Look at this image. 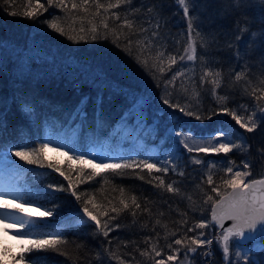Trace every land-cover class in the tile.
I'll return each mask as SVG.
<instances>
[{"label":"snow or ice","instance_id":"1","mask_svg":"<svg viewBox=\"0 0 264 264\" xmlns=\"http://www.w3.org/2000/svg\"><path fill=\"white\" fill-rule=\"evenodd\" d=\"M133 3L134 0H107L106 3L102 0H46L48 7L60 9L63 15H54L52 19L44 23L49 29L65 36L74 44L91 43L99 39L115 37L111 39V42L129 56L133 55L135 46L136 63L152 75L156 87L160 89L162 105L174 110L169 115L179 112L186 117L203 122L222 114L230 117L235 125L243 130V133L252 134L258 130L264 132V81H261L258 86H253L250 81L244 82L243 93L250 98L247 105L230 101L228 95H221L216 91L221 87L219 79L221 72L202 62L205 67L199 75L198 86L203 87L208 83L213 85L212 95L215 98V107H204L198 96L194 97L190 94L188 85L197 87V80L195 68L188 67V62L194 63L198 58L196 42L192 39L194 20L190 18V10L192 13H199L201 0H178L183 15L187 18L188 29L187 47L183 49V54L178 55L166 54L165 51L160 50L166 37L161 34L159 23L151 26L149 20V27L141 25L138 30H135L136 19L129 17L139 14L140 7L133 9L124 18L114 11L122 6L131 7ZM229 4L237 7L226 9V12L258 9L260 19L264 22V0H229ZM0 6L10 9L13 6V0H2ZM48 7L45 3H41V0H35V3L33 0H27V10L23 13L10 10L8 14L13 17L22 15L26 19L38 21V17L48 11ZM147 12L152 13L153 8L148 7ZM196 35L201 34L197 32ZM141 36H144L143 40L139 39ZM201 42L207 43L205 37H201ZM250 45L256 49L264 48V30L259 34L250 33ZM46 57L47 53L42 47L31 50L27 42L19 45L0 39V70L5 67H9V70L18 69L20 76L24 78L18 77L16 82L22 85L34 79V70L37 76L47 74L44 69L52 65L44 63ZM5 59L8 61L7 65L3 63ZM38 60L41 61L40 64H37ZM261 63L264 64V60ZM178 65L180 67H176ZM167 73L171 75L168 76ZM56 74L70 77L76 89L80 88L81 83L87 82L122 96L126 107L117 127L111 131V136L115 142H118L120 137L128 132L129 136L126 140L132 143L135 138L133 134L140 130L144 112L151 108L152 96L147 89L125 91L117 81L109 80L103 71L86 63L74 62L72 59L57 67ZM244 76L243 71L236 72L235 81L239 83ZM89 99L88 95L81 97L71 113L73 121L80 119L81 125L85 123ZM11 100L15 104L20 119L15 123L8 120L7 112L10 111V107L0 111V152H3L6 159L11 160L13 165L50 169L63 177V180L67 181L66 186L63 183L59 186L48 184L47 188L53 192L69 193L74 198L79 207L75 209L76 215L72 219L78 225L93 227V235L107 239L111 232L121 227L117 220L126 212H130L134 223L138 213L151 215L152 209L148 207V198L145 197L142 204L137 195H129L123 185L112 187L111 192H118V195H113L111 198L105 195L104 185L113 183L116 177L136 178L152 185L158 192L163 191L174 196L183 195L180 186L183 180L171 182L166 180L170 172L180 178L186 177V172L176 155L169 153L164 159L153 160L149 153L145 158H138L139 155L147 153L148 149H143V153L138 152L132 143L131 152H126L118 159L105 160L100 159L97 154L81 150L86 143L84 137H81L78 142L75 138L71 146L53 142L49 138H33V128L39 126V114L34 111L28 99L18 98L14 93ZM102 102L103 96L98 92L95 112L100 113V117L95 120L94 127L100 135L104 134L108 126L100 109ZM6 104L7 101L0 98V106ZM146 104L148 108H145ZM230 104H235V107ZM133 117L136 118L134 124ZM138 119L140 124H137ZM114 132L115 135H113ZM170 136L176 137L175 143L182 146L188 154H195L189 156V162L192 165L201 166L206 170L201 176V184L207 186V190L202 189V205L195 207L190 204L189 211L203 213L205 206H209L211 218L207 219L201 215L190 223L189 211L179 212L181 219L178 229L167 232L163 238L167 251L165 247L160 246V234L156 232L155 237H145L146 247L140 249L137 245L136 250L139 251V255L151 264H181V253L184 254L185 259L195 256L201 249H204L202 254L205 257L212 255L209 246L215 240L222 249L225 264H260L259 260L250 259V256H260L264 259V177L251 178L253 177L252 164L247 159L242 160L240 164L228 159L221 165L214 160H205L199 155L201 153L205 156L223 154L227 157L229 153L236 150L246 151L251 148V145L240 136L233 138V134L224 127L215 132L197 135L194 130L180 125L179 119L175 125H172ZM98 140L97 136L87 137V143L91 145H95ZM49 148L65 158L66 167L59 160L48 159L45 153ZM257 152L264 157V146L257 149ZM154 173L160 175H154ZM97 178L102 181L99 189L93 192L80 190L81 185L100 183ZM39 196V193L33 192L28 187L26 191L0 192V225H2L0 230L5 235L11 234L19 242V250L15 253L7 247L0 248V264H39V261L34 260L31 255L37 252L52 251L67 255L62 251L69 243L64 232L59 229L44 231L53 225V220L50 218L61 214L58 211L61 206L53 204L48 207L46 202H41ZM187 199L192 201L191 196ZM25 208H36L41 214L32 215L31 212L25 211ZM226 221H231V225L225 226ZM156 224L160 225V220H156ZM141 227L147 228L148 225L143 224ZM163 227L167 228V225ZM214 227L220 230L218 235H210L208 231H205ZM107 243L112 245L113 241L107 240ZM129 243L123 242L124 247H128ZM230 247L234 250L231 259ZM105 253L107 256L104 255ZM109 258L118 260L119 264H132V261L121 259L108 247H104L97 254L99 264H105V260ZM135 259L136 257L132 256V260Z\"/></svg>","mask_w":264,"mask_h":264},{"label":"trees","instance_id":"2","mask_svg":"<svg viewBox=\"0 0 264 264\" xmlns=\"http://www.w3.org/2000/svg\"><path fill=\"white\" fill-rule=\"evenodd\" d=\"M102 2L106 3L107 0H102ZM41 3H45V6L48 7L46 0H41ZM0 4H2V0H0ZM136 7H140V13L129 17L136 19L135 30H138L141 25L149 27V20L151 26L159 23L161 25L160 32L166 37L160 50L165 51L166 54H183V49L187 47L188 43L187 18L184 17L178 0H134L131 7L122 6L114 11H117L124 18ZM148 7L153 8L152 13L147 12ZM236 7V5H230L229 0H201L199 13H192L190 10V18L194 20L192 39L196 42L198 58L194 63L188 62V67L195 68L197 87L188 86L190 94L194 97L198 96L200 103L207 108L215 107V98L212 95L213 85L208 83L203 87L198 86L199 75L205 67L202 62H206L207 66L221 72L219 78L221 87L216 91L221 95H228L230 101L247 105L250 98L246 93H243L244 82L250 81L253 86H258L261 81H264V64L261 63L264 60V48L256 49L250 45V33L259 34L264 30V22L260 19L258 9L225 11ZM10 10L23 13L27 10V0H13V6L10 9L0 6V39L12 41L19 45L27 42L31 50L42 47L47 53L44 63L52 66L44 69L46 75L37 76L34 70V79L23 85L16 82L18 77L24 78L20 76L18 69L9 70V67H5L0 70V98L7 101L6 105L0 106V111H5L6 108L10 107V111L7 112L8 120L15 123L20 119L15 104L11 100L15 93L18 98L28 99L33 107L39 106L35 107L39 109H34L39 114L40 121L38 128H33V138H49L53 142L71 146L75 138L78 142L81 137H84L86 143L81 150L98 156L103 154L105 159H118L126 152H131L132 149L130 148L133 145L138 152L143 153V149H148L147 153L139 155L138 158H145L150 153L153 160L164 159L171 153L177 156L179 163L186 172L184 178L177 177L171 172L166 177L168 182L183 180L180 185L182 196H174L163 191L158 192L152 185L136 178L121 179L116 177L113 183L104 185L105 195H108L109 198L118 195V192H111L112 187L123 185L126 192L129 195H137L142 204L144 198L147 197L148 207L152 209L151 215L138 213L135 223L130 212L122 214L117 220L121 227L111 232L109 237L105 239L102 236L93 235V227L75 223L72 217L76 215L75 209L79 205L75 203L74 198L69 193L53 192L47 188L48 184L59 186L63 183L66 186L67 181H64L63 177L50 169L13 165L12 161L6 159L5 154L0 152V176L9 173L11 179L15 180L22 191H26L28 187L33 192L39 193L41 202H46L48 207L53 204L61 206L58 209L61 214L58 217L50 218L53 220V225L44 231L50 232L59 229L64 232L69 243L64 246L62 251L66 252L67 255L52 251L32 253V257L34 260H38L39 264H99L97 254L104 247H108L121 259L132 261V264H151L150 261L139 255V251L136 250L137 245L143 249L146 247L144 244L145 237H155L156 232H159V244L161 247H165V240L163 239L165 234L178 229V223L181 219L179 212L189 211L190 204L195 207L201 206L202 189L207 190V186L201 184V176L206 170L201 166L192 165L189 162V156L195 154H188L186 150L182 149V146L175 143L176 137L170 136L171 127L176 124L177 119H179L180 125L194 130L197 135L215 132L224 127L233 134V138L240 136L247 140L248 144L251 145L250 149L246 151L236 150L229 153L227 157L223 154L205 156L201 153L199 155L205 160H214L221 165L228 159L234 160L237 164L247 159L252 164L253 177L251 178L264 177V157H261L257 152V149L264 146V132L258 130L252 134L243 133V130L239 129L230 117L222 114L203 122L196 121L192 117H186L179 112H176L175 115H169L174 110L162 105L160 89L156 87L152 75L147 69L136 63L134 58L137 55L135 46L133 55L129 56L111 42V39H115V37L99 39L91 43L74 44L65 36L49 29L44 23V21L52 19L54 15L62 16L63 13L60 9L48 7V11L40 15L38 21L26 19L22 15L10 16L8 14ZM197 24L200 26L197 27ZM197 32L201 35L197 36ZM201 37H205L206 44H202ZM139 39L143 40L144 36L139 37ZM69 59L92 65L103 71L109 80L117 81L125 91L147 89L152 96L151 108L144 112L140 130L133 134L135 137L132 141L133 145L131 141L126 140L129 136L128 132H125L118 142H115L111 136V131L117 127L120 117L124 113L126 107L124 98L87 82L81 83L79 89L74 88L70 77L56 74V68L66 64ZM3 63L7 65L8 61L5 59ZM40 63L41 61L38 60L37 64ZM176 67H180V65ZM239 71H243L245 76L242 81L237 83L235 73ZM167 75L170 76L171 73H167ZM98 92L103 96L100 109L108 124L103 135H100L94 127L95 120L100 117V113L95 112ZM84 95H88L90 99L86 109V121L81 125L80 119L72 120L71 113ZM230 106L235 107V104H230ZM145 108H148L147 104ZM135 120L136 118L133 117V124ZM137 124H140L139 119ZM89 136L98 137L99 140L95 145L87 143ZM48 154L49 149L45 153L49 160H59L65 167L67 166L65 159H52ZM5 164L9 165L6 167L7 169ZM154 175L160 174L154 173ZM97 180L100 181V178ZM101 183L102 181L84 184L80 186V190L93 192L100 188ZM198 185L199 187H197ZM188 196L192 197V201L187 199ZM201 215L210 219V207L205 206L203 213L189 211L188 219L191 223L194 222V218H199ZM156 220H160V225L156 224ZM143 224H147L148 227L142 228L141 225ZM163 225H167V228ZM205 231H208L210 235H218L219 233L216 227ZM107 240H112V245H108ZM125 241L130 242L128 247H124L123 242ZM249 246L251 247V245ZM209 248L212 255L207 257L202 254L204 249L199 250L195 256L189 259H185L184 254L181 253V259H185L183 264H223L222 249L215 240ZM165 251H167L166 247ZM104 255L107 256V253ZM132 256H135L136 259L132 260ZM250 259L259 260L260 264H264V259L260 256H250ZM105 264H119V261L109 258L105 260Z\"/></svg>","mask_w":264,"mask_h":264},{"label":"rangeland","instance_id":"3","mask_svg":"<svg viewBox=\"0 0 264 264\" xmlns=\"http://www.w3.org/2000/svg\"><path fill=\"white\" fill-rule=\"evenodd\" d=\"M48 155L52 159H56V158L65 159L58 152L53 151L52 148L49 149ZM89 158H91V156ZM99 158L105 159L103 154L100 155ZM97 162H99V160H97ZM4 191L16 192L15 190L12 189V186L4 183L2 181V179H0V192H4ZM25 211L31 212L32 215H40L41 214L36 208H32V209L25 208ZM0 229H2V225H0ZM3 247L9 248L11 250V252L15 253L19 250V242L17 240H15V238L11 234L5 235L3 233V231L0 230V248H3ZM233 255H234V250L230 247V259L232 258ZM184 261H185L184 258L181 259V264H183ZM223 264H225V261Z\"/></svg>","mask_w":264,"mask_h":264},{"label":"water","instance_id":"4","mask_svg":"<svg viewBox=\"0 0 264 264\" xmlns=\"http://www.w3.org/2000/svg\"><path fill=\"white\" fill-rule=\"evenodd\" d=\"M231 223H232L231 221H226V222H225V226H230Z\"/></svg>","mask_w":264,"mask_h":264},{"label":"bare ground","instance_id":"5","mask_svg":"<svg viewBox=\"0 0 264 264\" xmlns=\"http://www.w3.org/2000/svg\"><path fill=\"white\" fill-rule=\"evenodd\" d=\"M35 107H39V106H35ZM35 107H34V109H39V108H35Z\"/></svg>","mask_w":264,"mask_h":264}]
</instances>
